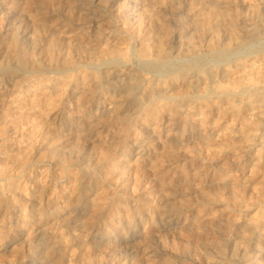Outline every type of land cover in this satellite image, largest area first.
<instances>
[{"label":"rangeland","instance_id":"1","mask_svg":"<svg viewBox=\"0 0 264 264\" xmlns=\"http://www.w3.org/2000/svg\"><path fill=\"white\" fill-rule=\"evenodd\" d=\"M0 264H264V0H0Z\"/></svg>","mask_w":264,"mask_h":264},{"label":"bare ground","instance_id":"2","mask_svg":"<svg viewBox=\"0 0 264 264\" xmlns=\"http://www.w3.org/2000/svg\"><path fill=\"white\" fill-rule=\"evenodd\" d=\"M256 71V70H255ZM248 79V78H247ZM258 80V79H257ZM256 82V81H255ZM258 83V82H257ZM262 85V84H261ZM232 86V85H231ZM221 88V87H220ZM251 88V87H250ZM252 88H253V86H252ZM242 90H244V89H242ZM246 90V89H245ZM248 90V89H247ZM254 90V89H253ZM249 91V90H248ZM246 93V92H245ZM222 95V94H221ZM243 95V94H242ZM224 96V95H223ZM226 96V95H225ZM228 97V96H227ZM229 101V100H228ZM157 105V104H156ZM260 124V123H259ZM260 129V128H259ZM250 130H253V129H250ZM252 136V135H251ZM106 138V137H105ZM73 211V210H72Z\"/></svg>","mask_w":264,"mask_h":264}]
</instances>
